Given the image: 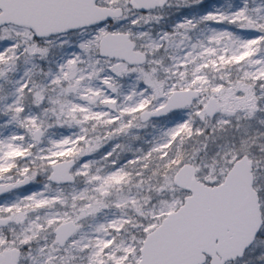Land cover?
<instances>
[{
	"label": "snow or ice",
	"instance_id": "snow-or-ice-1",
	"mask_svg": "<svg viewBox=\"0 0 264 264\" xmlns=\"http://www.w3.org/2000/svg\"><path fill=\"white\" fill-rule=\"evenodd\" d=\"M0 264H264V0H0Z\"/></svg>",
	"mask_w": 264,
	"mask_h": 264
}]
</instances>
